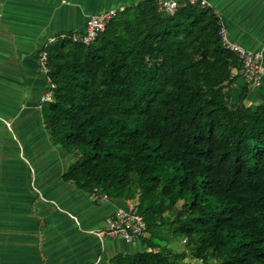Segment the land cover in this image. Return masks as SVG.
Here are the masks:
<instances>
[{"label": "trees", "instance_id": "1", "mask_svg": "<svg viewBox=\"0 0 264 264\" xmlns=\"http://www.w3.org/2000/svg\"><path fill=\"white\" fill-rule=\"evenodd\" d=\"M221 29L209 5L142 0L88 43L68 31L42 48L64 178L146 223L143 250L97 264H264V104H247L250 82L233 96L243 62Z\"/></svg>", "mask_w": 264, "mask_h": 264}, {"label": "crops", "instance_id": "2", "mask_svg": "<svg viewBox=\"0 0 264 264\" xmlns=\"http://www.w3.org/2000/svg\"><path fill=\"white\" fill-rule=\"evenodd\" d=\"M142 0H0V264H97L143 250L140 240L99 236L118 208L133 200L104 199L64 178L74 155L53 142L41 96L50 88L39 55L87 18ZM228 40L262 55L264 0H206ZM249 80L234 86L237 97ZM247 104H264V73ZM173 243V242H172Z\"/></svg>", "mask_w": 264, "mask_h": 264}, {"label": "built area", "instance_id": "3", "mask_svg": "<svg viewBox=\"0 0 264 264\" xmlns=\"http://www.w3.org/2000/svg\"><path fill=\"white\" fill-rule=\"evenodd\" d=\"M160 10L168 13H173L177 7L183 2L200 3L202 6L208 5L206 0H156ZM124 7H112L100 13L91 14L86 21L85 30L82 33H75L72 35L73 40L88 43L96 38L98 33L104 29L108 21ZM221 35L223 43L231 50L236 51L243 62L244 74L252 85H259L262 75L264 73V65L262 55L258 51H253L239 43L232 42L227 39L226 31L222 27ZM39 61L43 73L47 76V53L41 50ZM50 88L42 94L41 101L50 100L52 97V89L54 83L50 81ZM102 198L107 199L106 196ZM146 223L143 217L136 213L132 208L124 209L118 208L116 212L107 220L106 227L96 230L95 233L99 236L120 237L126 241H134L141 235L145 234Z\"/></svg>", "mask_w": 264, "mask_h": 264}]
</instances>
